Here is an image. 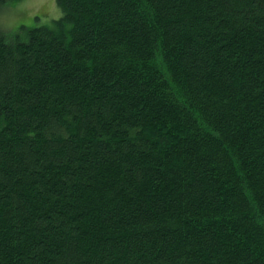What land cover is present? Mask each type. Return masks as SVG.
Segmentation results:
<instances>
[{
	"label": "trees",
	"instance_id": "16d2710c",
	"mask_svg": "<svg viewBox=\"0 0 264 264\" xmlns=\"http://www.w3.org/2000/svg\"><path fill=\"white\" fill-rule=\"evenodd\" d=\"M57 5L0 31V264H264V0Z\"/></svg>",
	"mask_w": 264,
	"mask_h": 264
},
{
	"label": "rangeland",
	"instance_id": "374dc122",
	"mask_svg": "<svg viewBox=\"0 0 264 264\" xmlns=\"http://www.w3.org/2000/svg\"><path fill=\"white\" fill-rule=\"evenodd\" d=\"M61 17L57 0H18L0 9V31L22 40L31 28H51Z\"/></svg>",
	"mask_w": 264,
	"mask_h": 264
}]
</instances>
